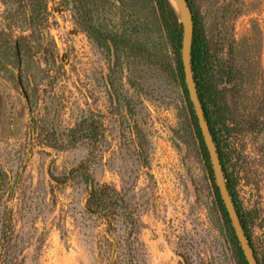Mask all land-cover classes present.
<instances>
[{
	"label": "rangeland",
	"instance_id": "rangeland-1",
	"mask_svg": "<svg viewBox=\"0 0 264 264\" xmlns=\"http://www.w3.org/2000/svg\"><path fill=\"white\" fill-rule=\"evenodd\" d=\"M121 1L110 0L127 37L118 61L76 27L69 0H45L32 28L0 1V214L11 209L15 252L24 264H106V225L86 209L100 183L121 199L116 236L131 232L129 212L143 223L145 264H247L186 89L182 7L167 0L173 26L154 0ZM187 2L225 180L264 264V0ZM80 122L92 133L73 143Z\"/></svg>",
	"mask_w": 264,
	"mask_h": 264
},
{
	"label": "trees",
	"instance_id": "trees-1",
	"mask_svg": "<svg viewBox=\"0 0 264 264\" xmlns=\"http://www.w3.org/2000/svg\"><path fill=\"white\" fill-rule=\"evenodd\" d=\"M3 4L15 8H22L26 15V21L29 28H32L35 18H38L41 23L47 21V5L45 0H0ZM72 4L73 19L77 28L91 39L99 48L105 49L108 54H111L115 61L127 56L120 47L125 44L127 37L122 31L112 23L110 17V9L112 5L110 0H69ZM120 3L121 0H118ZM158 14L170 25H178L177 16L167 0H154ZM10 9V7H9ZM193 42L191 50V65L192 73L196 83L199 99L202 103L205 118L208 122L214 143L219 153L221 165L224 171L222 156L220 153L219 142L216 138L210 117L204 104L205 85L203 74L205 71L207 51L200 45V30L193 18ZM17 48V46H16ZM18 52V49L16 53ZM17 57L19 53L16 54ZM5 59H0V69L7 68L8 65ZM74 137L73 143H76L80 138L87 139L92 131L85 122L78 123L71 131ZM0 172V190H2V177ZM87 184H90L86 181ZM88 197L86 200V209L89 214L98 217L104 225H106L105 241L108 244L106 254H103V261L106 264H145L146 253L143 241L139 234L143 227L140 219L129 212L128 220L131 225V232L126 237H118L114 234V224L118 222L121 213L119 211L121 199L119 193L106 184L94 183L89 185ZM230 191V187L227 184ZM2 194V193H1ZM2 195H0V203ZM6 211L0 214V264H24V260L19 259L15 252L17 245V234L15 233L12 224V214L10 208H5ZM241 224L245 228L244 221L239 215Z\"/></svg>",
	"mask_w": 264,
	"mask_h": 264
},
{
	"label": "water",
	"instance_id": "water-1",
	"mask_svg": "<svg viewBox=\"0 0 264 264\" xmlns=\"http://www.w3.org/2000/svg\"><path fill=\"white\" fill-rule=\"evenodd\" d=\"M178 1L182 7V11L184 14L183 37L181 42V63L188 96L197 119L198 127L200 129L204 145L209 155L212 172L219 191V195L222 199L243 255L245 256L247 264H259L245 234L235 203L227 187L219 153L214 143L208 122L205 118L203 106L199 99L196 83L193 77L191 65V50L194 28L192 12L187 0Z\"/></svg>",
	"mask_w": 264,
	"mask_h": 264
}]
</instances>
